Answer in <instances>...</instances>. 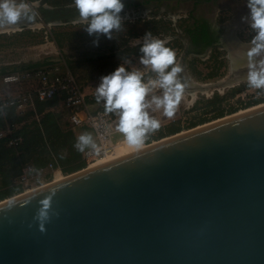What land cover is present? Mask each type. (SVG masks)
<instances>
[{
  "label": "water",
  "instance_id": "obj_1",
  "mask_svg": "<svg viewBox=\"0 0 264 264\" xmlns=\"http://www.w3.org/2000/svg\"><path fill=\"white\" fill-rule=\"evenodd\" d=\"M190 129L1 200L0 264H264V104Z\"/></svg>",
  "mask_w": 264,
  "mask_h": 264
},
{
  "label": "rangeland",
  "instance_id": "obj_2",
  "mask_svg": "<svg viewBox=\"0 0 264 264\" xmlns=\"http://www.w3.org/2000/svg\"><path fill=\"white\" fill-rule=\"evenodd\" d=\"M38 1L16 0L17 3H26L29 6L26 10L37 13L33 21H28L32 22L31 26L20 28L17 24L0 25V92L3 90L1 75L4 73L19 71L35 63L55 62L57 59H63L82 86L86 85L87 81L92 82L96 79L101 82L104 75L110 74L125 61H130L125 64L129 70L138 68L145 71L146 78L148 75L155 78L154 73L140 64V57L143 54L127 51L131 47H140L142 39L137 38L151 31L153 36L170 39L167 46L176 50L177 62L184 68L180 75L189 87L179 103V114L175 118L161 122L160 129L150 133V138L145 144L171 135L168 128L172 125L179 126L180 131H187L192 127L264 103V89L250 87L246 80L224 84L226 81L221 79L226 80L230 64L224 50L215 48L210 57L205 59L203 57L202 60L200 57L186 54L183 46L187 34L185 28L190 24V17L188 14H180L176 18V15L169 13L177 7L175 0L169 1L172 2V7L165 5L167 0H151L142 7L134 8L132 5L125 7L122 12L125 17L124 29L114 33L112 39L101 36L98 44L94 43L96 37L89 35L84 23L79 21V12L74 0H46L43 6H39ZM131 1L139 3L142 0H124L126 4ZM44 10H48V13ZM222 17L219 15L217 22H221ZM243 33L242 31L240 34L241 38ZM254 35L253 32L250 36ZM199 84L205 86L198 87ZM60 111L63 114L60 123L71 128L66 111L63 109ZM216 111H222V116L217 117L220 114ZM23 119L16 120L17 128L22 124H29L35 118L31 114ZM113 140L126 143L119 132L113 135ZM145 144L141 146H147ZM70 173L72 172H62L63 175ZM48 175L39 177L34 187L50 182L53 178Z\"/></svg>",
  "mask_w": 264,
  "mask_h": 264
},
{
  "label": "clouds",
  "instance_id": "obj_3",
  "mask_svg": "<svg viewBox=\"0 0 264 264\" xmlns=\"http://www.w3.org/2000/svg\"><path fill=\"white\" fill-rule=\"evenodd\" d=\"M79 12V21L91 36H95L94 43L104 36L113 38L114 33L125 27L124 0H74ZM249 15L242 20H250V29L255 33L247 50L248 73L247 81L250 87L264 89V0H247ZM26 3L16 0H0V25L16 24L21 20L33 21L37 15L35 11H28ZM140 39V38H137ZM169 38H159L151 31L142 38L140 64L155 74L148 75L138 68L129 70L125 63L110 74L104 75L98 87L95 88L97 102L104 101L106 112L116 113L119 117L117 131L124 137L126 143L138 148L161 127V120L152 115L153 112L163 110V116L171 118L189 87L181 77L184 68L177 62L176 50L167 46ZM162 90V95H155V91ZM151 95V99L148 97ZM154 105V108H153ZM0 113L4 111L0 110ZM75 147L83 153L86 148H96L90 134H82L77 138ZM96 155H100L96 151ZM54 193L45 195L40 202L36 220L41 231L46 230V223L51 218V201Z\"/></svg>",
  "mask_w": 264,
  "mask_h": 264
},
{
  "label": "built area",
  "instance_id": "obj_4",
  "mask_svg": "<svg viewBox=\"0 0 264 264\" xmlns=\"http://www.w3.org/2000/svg\"><path fill=\"white\" fill-rule=\"evenodd\" d=\"M1 85L3 90L0 92V110L4 113H0V121L3 122L0 125V139H3L7 146L16 148L22 138L14 134L17 126L15 123L8 122L6 110L13 109L18 116L33 111L34 118L38 121L39 114L35 111V102L47 101L55 97L58 103L51 110L57 112L60 109L65 110L67 121L72 128L87 127L93 132L96 148L89 147L81 153L84 167H88L90 163L113 150L117 142L113 140V135L118 132L116 113L90 108L82 86L63 59L40 63L38 66L19 71L6 72L1 75ZM96 151H99L100 155H96ZM57 170L63 172L52 155L51 160L43 165L36 166L32 162L22 164L20 172L12 182L24 192L35 188L34 184L39 177L49 174L48 177L54 178Z\"/></svg>",
  "mask_w": 264,
  "mask_h": 264
},
{
  "label": "trees",
  "instance_id": "obj_5",
  "mask_svg": "<svg viewBox=\"0 0 264 264\" xmlns=\"http://www.w3.org/2000/svg\"><path fill=\"white\" fill-rule=\"evenodd\" d=\"M149 1L151 0H145L144 3ZM136 4L131 1L125 4V7ZM47 11L44 10V12ZM185 30L192 42H197L199 39L207 42L210 37L206 24L187 26ZM140 47H131L127 51L141 55L143 53L140 52ZM38 65L39 63H35L27 67ZM57 103L58 99L55 97L47 101L35 102V111L39 114V120L34 119L29 124H22L16 128L14 134L22 138L16 148L7 146L6 142L0 139V201L21 191L12 180L20 172L22 164L26 162H32L36 166L43 165L50 161L53 155L63 172H74L85 166L81 159V152L75 147L77 141L73 131L60 123L62 112L51 110ZM216 112L220 114L217 117L222 116V111ZM6 113L10 124H16V120L21 121L31 114L34 115L33 111H28L25 115L18 116L13 109H7ZM1 124H3L2 121H0ZM168 130L169 134H174L181 129L179 126L172 125Z\"/></svg>",
  "mask_w": 264,
  "mask_h": 264
},
{
  "label": "crops",
  "instance_id": "obj_6",
  "mask_svg": "<svg viewBox=\"0 0 264 264\" xmlns=\"http://www.w3.org/2000/svg\"><path fill=\"white\" fill-rule=\"evenodd\" d=\"M169 1L171 0H167L165 5L166 6L170 5V7H172V2L170 3ZM175 1H176L175 4L177 7H174L175 9H173V11H170V12L168 11V12L170 14L176 15V18L180 14H186L188 12L192 15L191 12L194 11V7L196 5L197 6L199 5L203 9H207V10L209 9V11H206V12L202 11L203 17L197 16L196 18L192 15V17L196 21L194 20L193 22L192 20V22H190L189 26L191 27H193L194 25L204 24L203 22H205L206 19L212 22L217 21V17L219 15L223 16L222 21L219 23L221 24L222 27H224L227 30L220 37L219 44H222V45L219 46L217 49L224 50L226 52V56L228 60L230 61V64H229V70L227 73L228 76H226V80H224L225 78L221 80L226 81V82L230 81L233 83L243 81V80L247 81L248 59H247L246 53L250 46V41L253 38L252 36H250L253 33V31L250 30V26H249L250 20L249 21L242 20V17L249 15V9L247 7V0H199V1L197 0H175ZM133 3H136V2L133 1ZM145 5L147 4H145L144 0H142L141 2L139 3L137 2L136 5H132V6L136 8V7H139V6L142 7ZM163 10H164V7H163ZM200 21L201 23L199 24ZM242 31L244 32L243 38H241V35H240ZM156 37H159V36H156ZM139 38L142 39L143 37H139ZM186 38H187V34H186ZM186 38H185L186 43L192 42L190 36H188V39ZM244 38L246 40H243ZM186 43L183 46V49L186 50V54H191L194 57H200L201 60L203 57H204L203 59L210 57L211 53L208 51H206L203 55L198 56L197 50H190V48L187 47ZM262 58H264V56L257 57V60L262 59ZM96 80L92 82L87 81L88 83L86 82L87 83L86 85L84 86L81 85V86H82L84 93L86 94L87 102L90 105V108L92 110L105 109L104 101L100 100L99 102H97L96 97H95V88L98 87L100 84V82ZM201 86L204 87L205 85H201ZM117 116L118 115H116V117ZM70 129L73 131L76 141L80 135L90 134L95 144V138H94V135L91 129L87 127H80V126L73 127V129L71 127ZM165 137H162L158 140H161ZM158 140H153V141L151 140V142L153 143Z\"/></svg>",
  "mask_w": 264,
  "mask_h": 264
},
{
  "label": "flooded vegetation",
  "instance_id": "obj_7",
  "mask_svg": "<svg viewBox=\"0 0 264 264\" xmlns=\"http://www.w3.org/2000/svg\"><path fill=\"white\" fill-rule=\"evenodd\" d=\"M197 1H199V0H197ZM145 4H148V3H145ZM198 6L196 5L194 7V11L191 12L192 15L194 17H196V18H197V16L198 17H200V16L203 17L202 11L203 12L209 11V9L208 10L207 9H203L202 7H200V6L198 7ZM186 14H188L189 17H190L189 23L192 22V20L194 22L195 19L192 17V15L189 12L186 13ZM205 22H203V23L208 25V31H209V34H210V37H209L208 41L205 42V41H202L201 39H199L197 42H191L190 41L191 43H189V42L186 43L187 47L190 48V50H197V55L198 56L199 55H203L206 51L212 53L213 49L218 48L219 46H221L222 44H219V39L223 35V33L227 30L224 27H222L221 24L219 22H217V21H213L212 22V21H208L206 19ZM200 23H201V21L199 22V24ZM188 36L189 35L187 34V38L186 39H188ZM185 83H187V82H185ZM198 87H202V86L199 84Z\"/></svg>",
  "mask_w": 264,
  "mask_h": 264
},
{
  "label": "bare ground",
  "instance_id": "obj_8",
  "mask_svg": "<svg viewBox=\"0 0 264 264\" xmlns=\"http://www.w3.org/2000/svg\"><path fill=\"white\" fill-rule=\"evenodd\" d=\"M38 24H39V23H38ZM52 49H53V47H52ZM223 83H224V82H223ZM232 83H233V82H232ZM232 83H230V81H228V82H225L224 84L229 85V84H232ZM194 95H195V94H194ZM185 97H186V96H185ZM182 98H184V96H182ZM262 104H264V103H262ZM262 104H259V105H257V106H260V105H262ZM257 106H253V107H250V108H248V109H251V108H254V107H257ZM248 109H246V110H248ZM243 111H245V110H243ZM240 112H242V110L239 111V112H237V113H240ZM237 113H234V114H237ZM234 114H231V115H229V116H232V115H234ZM229 116H225V117L218 118L217 120L211 121V122H209V123L202 124L201 126H204V125H207V124L213 123V122H215V121H218V120L224 119V118L229 117ZM201 126L199 125L198 127H201ZM198 127L196 126V127L192 128V129H190V130L196 129V128H198ZM185 132H187V131H181V132H178V133H176L175 135H172V136H176V135H179V134H182V133H185ZM170 137H171V136H167V137H165V138H163V139H161V140H165V139L170 138ZM161 140H158V141H161ZM118 141H119V140H118ZM118 141L114 144V148H113V150H112L111 152L106 153V154H105L104 156H102L101 158H98L96 161L90 163V164L88 165L87 168H90V167H93V166L99 165V164H101V163L107 162V161H109V160H112V159H115V158H118V157L124 156V155H126V154L131 153V152H134V151H136V150H139V149L144 148V147H142V146H139L138 148H136V147H132V146L126 144V143H123V142H121V141L118 142ZM158 141H156V142H158ZM156 142H153L152 144H154V143H156ZM147 146H148V145H147ZM145 147H146V146H145ZM115 149H116V150H115ZM114 150H115V151H114ZM116 151H117V152H116ZM110 154H112V156H111ZM109 156H111V157H109ZM67 176H68V175H63L61 172H59V171L57 170V171L55 172L54 178H53L50 182H48V183H46V184H49V183L55 182V181H57V180H60V179H62V178H65V177H67ZM46 184H44V185H46ZM44 185L37 186V187H35V188H33V189H27V190H25L24 192L27 193V192H29V191H32V190L37 189V188H39V187H42V186H44ZM24 192H23V193H24ZM8 198H9V197H8ZM8 198H6L5 200H7Z\"/></svg>",
  "mask_w": 264,
  "mask_h": 264
}]
</instances>
